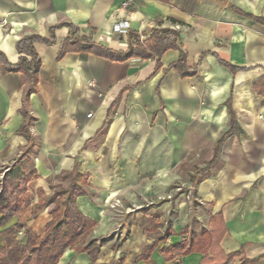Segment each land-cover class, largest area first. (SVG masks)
Returning <instances> with one entry per match:
<instances>
[{"label":"crops","instance_id":"obj_1","mask_svg":"<svg viewBox=\"0 0 264 264\" xmlns=\"http://www.w3.org/2000/svg\"><path fill=\"white\" fill-rule=\"evenodd\" d=\"M125 1L0 0V52L10 64L18 61V40L48 38L61 24L125 52L128 41L113 27L126 21L142 39L153 29L176 31L186 67L196 66L180 77L169 68L179 58L174 50L158 68L155 57L116 62L70 52L57 60L70 31L56 28L50 45L34 46L40 67L25 104L28 142L18 132L26 79L0 64V186L5 169L26 150L37 174L22 212L0 229V246L1 233L17 223L24 225L15 233L21 244L25 231L43 236L60 199L33 217L40 196L63 195L75 168L87 175V194L76 207L95 224L86 238L99 248L94 264H200V252L160 250L209 232L218 214L226 230L219 249L224 255L242 249L228 264H264V26L249 18L264 20V0H130L124 7ZM229 98L240 132L192 187L194 169L211 160L228 129ZM58 264H90V258L67 249Z\"/></svg>","mask_w":264,"mask_h":264},{"label":"trees","instance_id":"obj_2","mask_svg":"<svg viewBox=\"0 0 264 264\" xmlns=\"http://www.w3.org/2000/svg\"><path fill=\"white\" fill-rule=\"evenodd\" d=\"M234 11L241 15L239 11ZM249 18L264 26V20ZM59 27H67L70 35L64 40L57 60L70 52L91 54L116 62H124L130 58L147 60L155 57L156 68H158L160 57L166 51L174 50L179 53V58L169 68L175 69L182 78L191 76L196 70V66L190 69L186 67V55L180 49L178 33L170 29H153L142 40L137 33L129 32L127 38L128 47L125 52L113 51L78 37L77 30L69 24H61L50 28L48 38L38 35L22 37L15 44L16 52L19 55L18 61L15 64H10L0 52V64L6 72L22 74L26 79V89L22 102L24 124L18 132L28 142L31 141L28 132L30 117L25 111V104L26 98L36 92L37 72L40 67V60L34 51V46L36 44L50 45L54 41L53 31ZM217 61L230 71H236L235 68L221 60L217 59ZM226 106L229 116L228 129L216 141L211 160L203 168L194 169L193 174L190 176L192 187L198 184L217 166L224 142L232 134L240 132L231 109V98L226 101ZM36 177L37 174L28 158L27 150L10 167L5 169L0 186V229L5 227L15 215L22 212L23 195L27 191V184ZM86 181L87 175H80L74 168L70 173L69 186L63 195L55 193L45 199L40 196L36 212L32 214L33 217L56 199H60L55 209L49 213L50 221L47 223L42 237H36L25 231L26 242L21 244L16 240L15 233L22 230L24 225L17 223L14 227L5 229L1 233L3 245L0 246V264H58L59 259L67 249L74 250L76 254L86 253L90 258V264H94L99 248L98 245L92 242H86V238L95 224L93 221L83 217L76 207V199L87 194L85 189ZM210 227L211 230L209 232H203L202 235L189 242H181L165 250H160V252L170 253L176 250L182 255L200 252L203 255L200 264H228L234 258L241 256L242 249L229 255H224L219 249V243L226 232L221 215H215L210 219ZM102 242L103 240L100 241V243ZM155 245L156 243H153L146 248L144 251L147 253L144 256L142 255V257L140 256V258H146ZM165 259L171 260L172 256L166 255ZM256 261L257 259H242L240 264H254Z\"/></svg>","mask_w":264,"mask_h":264},{"label":"built area","instance_id":"obj_3","mask_svg":"<svg viewBox=\"0 0 264 264\" xmlns=\"http://www.w3.org/2000/svg\"><path fill=\"white\" fill-rule=\"evenodd\" d=\"M130 3V0H127L125 2H123V6L127 7L128 4ZM113 33L116 34L117 36H120L122 38H128L129 35V26L128 23L126 21L117 23L116 25H114L113 27ZM140 39L142 40V37H140ZM89 117V115H88Z\"/></svg>","mask_w":264,"mask_h":264},{"label":"rangeland","instance_id":"obj_4","mask_svg":"<svg viewBox=\"0 0 264 264\" xmlns=\"http://www.w3.org/2000/svg\"><path fill=\"white\" fill-rule=\"evenodd\" d=\"M177 187L180 188V191L183 190L182 187H179V186H177ZM185 203H187V200H185Z\"/></svg>","mask_w":264,"mask_h":264}]
</instances>
